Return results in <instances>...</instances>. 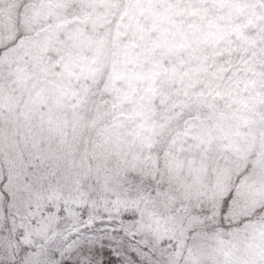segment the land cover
<instances>
[{
	"label": "rangeland",
	"instance_id": "374dc122",
	"mask_svg": "<svg viewBox=\"0 0 264 264\" xmlns=\"http://www.w3.org/2000/svg\"><path fill=\"white\" fill-rule=\"evenodd\" d=\"M17 241L264 264V0H0L5 264Z\"/></svg>",
	"mask_w": 264,
	"mask_h": 264
},
{
	"label": "snow or ice",
	"instance_id": "6c2138e0",
	"mask_svg": "<svg viewBox=\"0 0 264 264\" xmlns=\"http://www.w3.org/2000/svg\"><path fill=\"white\" fill-rule=\"evenodd\" d=\"M113 231H117V229H113ZM17 244L21 245V242L17 241ZM21 247L23 249H28L24 255L20 254ZM21 247H17L15 249H12L11 247L9 248V252L12 257V264H47L46 260L44 259V254L40 251H37V247L35 245L24 243L21 245ZM65 255L66 254L64 251H58L57 258L63 260ZM116 258L119 259V256H116ZM0 264H5V261L0 259ZM88 264H91L90 258L88 259ZM100 264H103L102 260Z\"/></svg>",
	"mask_w": 264,
	"mask_h": 264
}]
</instances>
